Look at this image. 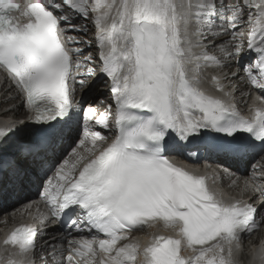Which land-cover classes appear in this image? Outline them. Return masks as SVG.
Listing matches in <instances>:
<instances>
[{
	"label": "bare ground",
	"instance_id": "6f19581e",
	"mask_svg": "<svg viewBox=\"0 0 264 264\" xmlns=\"http://www.w3.org/2000/svg\"><path fill=\"white\" fill-rule=\"evenodd\" d=\"M144 1H147L149 3L147 8L150 11V15L153 16L154 14H156V18H158V20L162 21V22L164 20V10L165 11H171L176 6H181V5H184L186 3L185 0H128L126 6L124 7V10H126V12L128 14L130 9L135 10L137 7H139L141 4H143ZM230 1H233L234 5H237V3H238L236 0H230ZM244 1H247L248 5L251 8V9L248 8V11L254 17L253 22L256 26V33L258 36L257 38L263 40L264 36L259 31L264 28V0H244ZM183 18H184V23H183L182 28H183L185 34H189L188 30H189V25L192 21V17L188 14H185ZM124 23H125V20H124ZM153 23H154V20H153ZM151 28H152V34H153V32H155L156 26L152 25ZM167 30L172 31V28H169ZM87 53H89V52L84 53V57H86ZM88 64L90 65V63H88ZM87 67H89V66H82L79 69V71L86 69ZM13 94H15L16 98L19 99L20 96L18 93L13 92ZM17 114L19 115L18 116L19 118L22 117L21 111H18ZM9 125H13V123H8L3 128L9 127ZM263 207L264 206H262V209H263ZM260 214H261L260 217H258L257 219L262 218V216H263L262 212H260ZM135 244L137 245V241H135ZM141 247H143V237H141L140 245L134 249H135V251H138Z\"/></svg>",
	"mask_w": 264,
	"mask_h": 264
},
{
	"label": "water",
	"instance_id": "95a60500",
	"mask_svg": "<svg viewBox=\"0 0 264 264\" xmlns=\"http://www.w3.org/2000/svg\"><path fill=\"white\" fill-rule=\"evenodd\" d=\"M138 20H140V21H147V19L143 16V14H141L139 16Z\"/></svg>",
	"mask_w": 264,
	"mask_h": 264
}]
</instances>
